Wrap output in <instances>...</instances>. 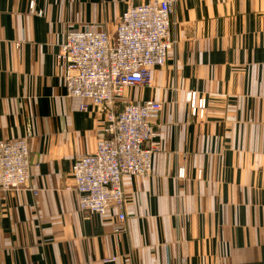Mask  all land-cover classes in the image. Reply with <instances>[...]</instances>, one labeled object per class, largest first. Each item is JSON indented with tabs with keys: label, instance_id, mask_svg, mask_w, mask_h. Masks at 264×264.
I'll list each match as a JSON object with an SVG mask.
<instances>
[{
	"label": "crops",
	"instance_id": "0c3cea01",
	"mask_svg": "<svg viewBox=\"0 0 264 264\" xmlns=\"http://www.w3.org/2000/svg\"><path fill=\"white\" fill-rule=\"evenodd\" d=\"M146 1L0 0V140L29 128L32 163L27 188L0 186V264H264V0L173 2L165 64L115 106L161 102L152 172L123 183V231L78 206L71 165L106 114L66 94L56 54L67 31L112 36Z\"/></svg>",
	"mask_w": 264,
	"mask_h": 264
},
{
	"label": "built area",
	"instance_id": "2783aa9c",
	"mask_svg": "<svg viewBox=\"0 0 264 264\" xmlns=\"http://www.w3.org/2000/svg\"><path fill=\"white\" fill-rule=\"evenodd\" d=\"M175 0H148L129 6L116 25L114 35L100 29L69 30L64 35L56 64L60 68L66 94L88 101L106 114L94 151L78 155L72 162L80 210L104 215L115 211L116 231L124 227L125 179L152 172V157L159 149L153 120L162 104L158 100L124 102L125 90L149 84L150 71L165 64L174 41L170 38V14ZM29 11L34 12L30 1ZM40 14V11H37ZM185 101L193 116L202 118L206 98L195 90L185 93ZM31 131L24 136L0 140V186L4 190L29 186ZM183 175L182 169L178 176ZM113 258L102 260L108 264Z\"/></svg>",
	"mask_w": 264,
	"mask_h": 264
}]
</instances>
